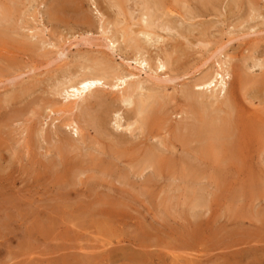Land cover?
Here are the masks:
<instances>
[{
	"label": "rangeland",
	"instance_id": "1",
	"mask_svg": "<svg viewBox=\"0 0 264 264\" xmlns=\"http://www.w3.org/2000/svg\"><path fill=\"white\" fill-rule=\"evenodd\" d=\"M0 13L3 14L0 16V264H95L96 260V264H264V198L260 197L261 193L264 197V188L262 192L253 190L254 195H251L249 188L245 187L241 192L244 198L231 201L229 193L234 188L240 189L241 181L234 184L236 187L218 179L215 184L212 180L207 183L206 178L211 173L218 175L217 164L205 156L196 139L184 145L172 135V138L176 137L174 145L179 148L175 154L170 152L172 156L174 154L175 162L169 154L171 168L165 166L154 170L156 172L142 164L132 163L130 167L125 162L129 156L120 157L118 162L112 159L116 165L106 161H100V164L98 161L110 158L105 154L110 149L103 151L102 148L105 150L107 144L109 146L111 137L124 135L130 142L141 138L138 130L133 136L124 129L125 122L130 120L128 111L131 101L141 95L153 91L156 95L165 94V108L172 114L167 115L170 124L168 121L165 127L173 125L171 129H174L180 120L188 123L186 120L189 118H185L184 113V116L177 113L179 108H188L189 103L185 100L184 103L180 91L190 87L217 61H227L226 65L233 66L236 73L256 78V81L253 80L256 84H243L231 77L227 85L231 80L235 81L237 100L248 111L254 112L261 106L255 98L257 94L253 86L264 81V0H0ZM150 20L154 27L145 29L150 28L152 35L145 37L140 31ZM122 35H127L128 39ZM107 36L118 37L113 50L107 46ZM133 39L139 43L144 41L137 56L144 55L149 66H155L153 60L156 59L153 58L158 53L160 57L169 56L171 63L167 69L155 72L154 66L151 71L145 66L147 71L139 70L140 66L134 61L136 50ZM59 48L64 55L60 58L56 55V59L53 53ZM37 52L48 56L40 57ZM92 59L103 61L115 72L125 71L123 74L128 76L127 83L135 86L137 92L130 97L131 101L121 102L115 89L113 92L107 86L100 87L97 91L101 93V103L90 99L92 104L88 109L81 108L80 113L77 108L72 116L77 117L87 110L88 114H98L103 110L102 103L104 107L112 106L106 126L110 135L100 136L92 126H87L82 138L62 125L69 113L52 114L48 108L42 107L54 101V108H59L64 99L56 94L55 89L68 82L61 72L67 68L68 71H76L75 75L95 72L90 65ZM82 65L86 69H80ZM29 68L34 70L29 71ZM53 85L57 88L54 86L55 89H52ZM203 92L206 98L219 96L218 88ZM262 93L260 100L264 97V90ZM54 117L57 119L53 120ZM118 124L120 127L116 126ZM81 125L84 126V123L81 122ZM160 126L154 124L146 129L166 135V129L162 130ZM58 137H68L75 145L69 152L60 153ZM148 142L162 148L157 138L150 137ZM181 146L183 149H180ZM251 152L255 156L254 151ZM185 154L187 158L182 156ZM183 161H190L193 169L191 165L186 167ZM250 162L247 171L261 179H257L258 182L264 183V161L261 163L255 157ZM102 163L107 167H102ZM184 167L191 173L187 177L199 174L205 176V180H184L187 173ZM206 192L209 195L212 193L211 196H206ZM201 194V200H204L192 199ZM205 197L210 199V209ZM252 197L255 207L250 203ZM102 207L108 208L104 210ZM251 208L256 212L253 209L250 211ZM114 214H117L116 217ZM143 240L148 241L147 245L145 241L142 243ZM184 244L187 245L184 247ZM195 245L200 250L193 248ZM132 248L135 260L130 254ZM144 251H149L150 255ZM104 252H107L106 255ZM135 252H140L141 256Z\"/></svg>",
	"mask_w": 264,
	"mask_h": 264
},
{
	"label": "bare ground",
	"instance_id": "2",
	"mask_svg": "<svg viewBox=\"0 0 264 264\" xmlns=\"http://www.w3.org/2000/svg\"><path fill=\"white\" fill-rule=\"evenodd\" d=\"M120 1V0H118ZM11 2V1H10ZM63 3V2H62ZM76 3V2H75ZM158 3V1H157ZM60 4V2H59ZM67 4V3H66ZM66 4H64L66 6ZM69 4V2H68ZM64 6V7H65ZM68 6V5H67ZM159 6V5H158ZM3 9V8H2ZM6 9V8H5ZM158 9V8H157ZM169 9V8H168ZM173 9V8H172ZM253 10H255L254 8H252ZM7 10V9H6ZM129 10V9H128ZM150 10V9H149ZM166 10V9H164ZM172 12V10H169ZM250 11V10H249ZM2 12V11H1ZM4 12V10H3ZM2 12V13H3ZM162 12V11H161ZM0 13V16L1 14ZM7 13L9 14L10 12L7 11ZM6 13V15H8ZM23 13V12H22ZM168 13V12H167ZM4 14V13H3ZM2 14V15H3ZM11 14V13H10ZM144 14V13H143ZM146 14V13H145ZM190 15V14H189ZM5 16V14H4ZM22 16V15H21ZM148 16V14L146 15ZM152 16V15H151ZM192 16V15H191ZM250 16V15H249ZM256 16H257V13H256ZM4 18V17H3ZM150 18V17H149ZM167 18V17H166ZM193 18V17H192ZM6 19V18H4ZM153 20V19H152ZM1 21V20H0ZM11 21V19H10ZM154 22L157 21V20H153ZM153 21L151 22V20L149 21L150 23H147L146 22V25L144 26L143 25V29L140 31V33L142 35H144L145 37H148L149 35H152V30H150L151 26L154 27V24H153ZM121 22H122V19H121ZM171 22V21H170ZM7 23V21H6ZM168 23V22H167ZM166 23V24H167ZM1 24V22H0ZM18 24V23H17ZM2 25V24H1ZM9 27H10V24L8 23ZM129 26V24H127ZM156 26V25H155ZM8 27V26H7ZM145 27H150L149 30L145 29ZM152 27V29H153ZM202 27V26H201ZM249 27V26H248ZM3 28H5L3 26ZM2 28V29H3ZM109 28V27H108ZM124 28V27H122ZM121 28V29H122ZM129 28V27H128ZM142 28V27H140ZM166 28V27H165ZM164 28V29H165ZM174 28V27H172ZM8 29V28H7ZM11 29V28H10ZM131 28H129L130 30ZM247 29V28H246ZM12 30V29H11ZM106 30V29H105ZM154 30V29H153ZM189 30V28H188ZM249 30V29H248ZM109 31V30H108ZM131 31V30H130ZM133 31V30H132ZM138 31V30H137ZM136 31V32H137ZM110 32V31H109ZM120 32V31H118ZM122 32V30H121ZM127 32V30H126ZM134 32V33H136ZM139 32V31H138ZM137 32V33H138ZM154 32V31H153ZM3 33V32H2ZM116 33V31H115ZM131 33V32H130ZM139 33V34H140ZM103 34H106V33H103ZM110 34V33H109ZM120 34V33H119ZM122 34V33H121ZM137 34V35H139ZM108 35V33H107ZM131 35H133L131 33ZM30 36V35H29ZM83 36V35H82ZM121 36V35H120ZM123 36V35H122ZM127 36V35H126ZM126 36H123V37H126ZM136 37V34L133 35ZM159 36V35H158ZM157 37V36H156ZM12 38V37H11ZM31 38V36H30ZM29 38V39H30ZM132 38V37H131ZM138 38V36H137ZM106 40H108L107 42V46L109 49L113 50L115 47H114V42L116 41V43L119 41L118 40V37H105ZM121 39H124V38H121ZM127 39H128V36H127ZM148 39V38H147ZM160 39V38H159ZM80 40V39H79ZM83 40V38H82ZM134 40V39H133ZM137 40V39H135ZM134 40V42H135ZM141 39L139 38V41ZM24 41V40H23ZM22 41V42H23ZM84 41H87V40H84ZM124 41V40H123ZM126 43H127V40H125ZM129 41V40H128ZM147 41V40H146ZM149 41V39H148ZM88 42V41H87ZM106 42V41H105ZM144 42V41H143ZM142 43H139L138 41L135 42L134 46H135V50H136V56L134 55V61L136 62L137 65H139V70L141 71H147L145 70L146 67H149L150 71L152 70V67L154 65H150L149 66V61H147V58L141 56V55H138L137 56V53L140 52V50L142 49L141 47L143 45H140V44H143ZM45 43V42H43ZM131 44V43H130ZM146 44V43H145ZM148 44V43H147ZM32 45V44H31ZM55 45V44H53ZM57 45V44H56ZM34 46V45H33ZM127 46V45H126ZM146 46V45H145ZM37 47V46H36ZM54 47V46H53ZM128 47V46H127ZM149 47V46H147ZM58 48V46H57ZM129 48V47H128ZM60 49V48H59ZM134 49V48H132ZM40 50V49H38ZM61 50V49H60ZM60 50H55L53 54H55V58H56V55L59 56H62L64 55V51H60ZM32 51V50H31ZM7 52V51H6ZM9 52V51H8ZM34 52V51H33ZM45 52V51H44ZM142 52V51H141ZM5 53V52H4ZM12 53V52H11ZM124 53V52H123ZM215 53V51H214ZM14 54V53H13ZM37 54L40 56H45V53H38ZM36 54V55H37ZM43 54V55H42ZM80 54V53H79ZM89 54V53H88ZM143 54V53H142ZM145 54V53H144ZM216 54V53H215ZM12 55V54H11ZM86 55V54H85ZM214 55V54H212ZM40 56V57H41ZM48 56V55H46ZM45 56V57H46ZM50 56V55H49ZM146 56V55H145ZM162 57H160L159 53L157 54V56H155L153 59H156V60H153L156 62L155 66L153 67L155 72H157V70H162L164 71L163 69H167L168 65H170L171 61H170V58L169 56L167 55H161ZM222 56V55H221ZM220 56V57H221ZM25 57V56H24ZM31 57V56H30ZM87 57H90L89 55H87ZM97 57L94 56V58ZM104 57V56H103ZM148 57V56H147ZM219 57V58H220ZM23 58V57H22ZM60 58V57H59ZM80 58V57H78ZM101 58V57H99ZM151 57H149L148 59H150ZM226 58V57H224ZM231 58V57H229ZM58 59V58H56ZM89 59V58H88ZM98 59V58H97ZM217 59V58H216ZM78 60V59H77ZM103 60V59H102ZM152 60V59H150ZM221 60V59H220ZM228 60V58H227ZM24 61V60H23ZM26 61V59H25ZM85 61V60H84ZM89 61H91L89 59ZM112 61V60H111ZM110 61V62H111ZM207 61V60H206ZM258 61V59H257ZM263 61V60H262ZM76 62V61H75ZM80 62H82L80 60ZM215 62V61H214ZM227 62V61H226ZM226 62L225 61H217L216 62V65L211 68L209 71H206L204 72L202 75H200L198 78H196V80L190 85V87L188 88H184L182 89V91H180L181 95H182V98H183V101H187L188 103V108H179V111L177 113L179 114H182L183 113L186 115L185 118H189V120H186L188 121V123L186 122H182L181 120L179 121V123L176 125V127L174 129H171V127H169L168 125H166L167 127H165V124L168 123L169 121V124H170V117H168L167 115H172V114H169L168 113V109L165 108L166 106V99H165V94L162 95V94H154L153 91L152 93L149 92L148 94H146L145 96L144 95H141L137 98H135L133 101H131L130 97L134 96V93L137 92L135 91V86H133L132 84H128L127 83V80H128V76L124 75L123 73H119V72H115L113 71L112 69L108 68V66L101 60H95L93 61L92 59V62H91V66H92V69L94 68L95 72H90V73H81L78 74V75H75V72L76 71H68L67 69L63 72H61V74L68 80V82L57 88V86L53 85V87L55 86L57 88V90L54 88L52 89H55V92L56 94L60 95V96H63V99L64 101L60 102V107L55 109L54 108V101H49L47 104H44L43 105V109H46L48 108L49 112H51L52 114L53 113H59V114H70L69 117H66L65 120H63L62 125L67 127L68 129H71L74 133V135H80L82 138L85 137L82 133L84 130H86V127L87 126H92L94 128V131L99 134L100 136L102 135H110L109 132L107 131V122L109 123V115L111 113V111L113 110L112 109V106H105V104H100L102 105L101 109H103L100 113H96L95 115H92L91 114H88L89 111L87 110L84 114L82 115H78L77 117L75 116H72L74 113L73 111H77V108L80 109L79 111H81L82 109L81 108H89V105L91 103L90 99L101 103V100H102V96H101V93L99 91H97L100 87L103 88V86H107L108 88H110L111 90H113L114 92V89L116 91V93L118 94L119 93V101L123 102V101H126L127 99H130L131 101V109L128 111V122L126 123L125 122V130L129 131L130 134H134L135 130H138L139 134L141 135V138H144L143 140H141V138L139 137V141L137 142H130L128 141L129 139L124 137V135H118V137L116 136H113L110 138V144L108 146L109 148H107L106 144L103 142V144H105V150L102 148L103 151H106V149H110L108 153H105L106 155H109L110 158L109 159H102L100 158V160H98L99 162L100 161H106L108 162L109 164H114L116 165V162H112V159L113 160H117L118 162V159L120 157L123 158V156H129L128 159L125 161L127 163V165H130L132 163H136L138 164V166H140V164L144 165L146 168H151L153 170V172H156L154 170H161V168H165V166H172L170 165L172 161L171 160V157L172 156L171 154L172 153H177L178 151V147H176L174 145V141H175V136L178 137V139L184 143V145L187 143V142H191L193 140H197L201 145V149H203L202 151H205V156H208V158L212 161V162H215L217 164V174L218 175H213L211 173V175L206 178L207 180V183H209L211 180L214 181L213 184H215V181L218 179L220 181H222L223 183H225L226 185H234L236 182H240L241 181V187L240 189L238 188H234L232 190V192L229 193V199L231 201H238L240 197L244 198L242 195V190L246 187V188H249L250 190V194L254 195V192L255 191H261L263 190L264 188V183L262 182H258V178H255V176L247 171V169H250L249 167H247V164L248 162L251 163L250 161H252L255 157L256 159L262 163V161H264V102H262V100L264 99L261 98L262 100H260L259 98V95H262V89L260 88H264V81L262 82V84H259V85H254L253 87H255L253 90L254 92L257 94L255 96V98L259 101V104L261 106L257 107L255 109L254 112H250L247 110V108H244V106L242 105V102L241 101H238L237 100V96L235 95L236 93V89H235V81H233L234 79L239 81V82H242L243 84L244 83H249V82H252L254 84H256V82H254L253 80L255 79L256 81V78L252 77L250 74L249 75H244V74H240V73H236V71L234 70L233 66L229 67L228 65H226ZM229 62V61H228ZM27 63V61H26ZM64 64V63H63ZM62 64V66H63ZM67 64V63H66ZM84 64V62H83ZM86 64V62H85ZM204 64V63H203ZM214 64V63H213ZM258 64V63H257ZM44 65V64H43ZM47 65V63H46ZM65 65V64H64ZM259 65V64H258ZM66 66V65H65ZM64 66V67H65ZM69 66V65H67ZM78 67V65H76ZM260 66V65H259ZM263 66V65H262ZM43 67V66H42ZM63 67V68H64ZM80 67V66H79ZM143 67V68H141ZM62 68V69H63ZM66 68V67H65ZM64 68V69H65ZM81 68H84L86 69L83 65ZM247 68V67H246ZM264 68V67H263ZM30 69V68H29ZM63 69V70H64ZM76 70L78 68H75ZM33 71L34 69H30L29 71ZM153 70V71H154ZM61 71V70H60ZM86 72V71H85ZM161 72V71H160ZM149 73V72H148ZM162 73V72H161ZM242 73V72H241ZM42 74V73H41ZM152 74V73H151ZM155 74V73H154ZM160 75V73H158ZM168 74V73H167ZM131 77L133 76V74H130ZM129 75V76H130ZM162 75V74H161ZM39 76V75H38ZM152 77V75H150ZM163 76V75H162ZM130 77V78H131ZM149 77V76H148ZM232 77L233 80H231L229 82V86L227 85L228 84V81L229 79ZM153 78V77H152ZM166 78V77H164ZM163 78V79H164ZM15 79V78H14ZM62 79V78H61ZM60 79V80H61ZM110 79V80H108ZM59 80V81H60ZM170 80V79H168ZM173 80V79H172ZM194 80V78H193ZM167 81V79H166ZM192 81V80H191ZM157 82V81H156ZM164 82V81H162ZM190 82V81H189ZM138 83V82H137ZM142 84V83H141ZM190 84V83H189ZM187 85V84H186ZM182 86V85H181ZM188 86V85H187ZM227 86L229 88H227ZM241 86V85H240ZM139 87V86H138ZM137 87V88H138ZM218 88V95L221 97L219 98V96H216L214 99L213 98H209L207 96L204 97L206 95V93H204L203 91H209V90H215L216 88ZM182 88V87H181ZM252 88V87H251ZM51 89V90H52ZM141 90V89H140ZM139 90V91H140ZM147 90V89H146ZM150 90V89H149ZM151 91V90H150ZM157 92V91H156ZM159 92V91H158ZM213 92V91H212ZM216 92V91H215ZM54 93V91H53ZM160 93V92H159ZM164 93V92H163ZM55 94V95H56ZM136 94V93H135ZM217 94V93H215ZM214 95V94H213ZM211 96V95H210ZM214 97V96H213ZM59 101V100H58ZM93 101V103H94ZM128 101V100H127ZM184 101V103H185ZM217 101V102H215ZM95 102V103H96ZM129 102V101H128ZM59 104V102H58ZM92 104V103H91ZM95 105V104H94ZM252 105V104H250ZM255 105V104H254ZM99 106V105H98ZM186 106V105H185ZM91 107V106H90ZM118 107V106H117ZM255 107V106H253ZM114 108V107H113ZM252 108V107H251ZM47 110V109H46ZM100 110V109H99ZM31 111V110H30ZM42 111V110H41ZM84 111V110H83ZM171 111V110H170ZM176 111V110H174ZM94 112V111H93ZM43 114V112H41ZM77 113V112H76ZM82 113V111L80 112ZM119 113V112H118ZM173 113V110L172 112ZM30 114V113H29ZM41 114V115H42ZM65 114V115H66ZM176 114V113H175ZM173 114V115H175ZM178 114V115H179ZM50 115V114H49ZM64 115V116H65ZM118 115V114H117ZM125 116V115H124ZM50 117V116H48ZM52 119V118H50ZM57 118L54 117L53 120H55ZM180 119V118H179ZM62 120V119H61ZM60 120V121H61ZM81 122L84 123V126L81 125ZM120 122V121H118ZM154 124H157V125H161L160 128L162 130L166 129L167 131V134L168 136L166 137V135H162L161 136V133H153L151 131H147L146 128L148 127H151L152 125ZM117 127H120V125H116ZM153 130V129H152ZM42 131V130H41ZM165 131V132H166ZM176 133V134H175ZM85 134V133H84ZM138 134V135H139ZM43 135V134H42ZM58 135V133H57ZM131 135V136H132ZM172 135H175L174 137L175 138H172ZM91 136V135H90ZM103 136V138H104ZM112 136V135H111ZM134 136V135H133ZM151 138H157L159 143H160V146L162 145V148L155 145V144H152V143H149L148 140ZM100 138V137H99ZM45 139V138H44ZM59 141L60 143L63 145L60 144L59 148H60V153L64 152L65 150L67 152L70 151V148L73 147L75 144L73 143L72 139L68 138V137H64V138H59ZM128 139V140H127ZM190 139V140H188ZM193 139V140H192ZM84 140V139H83ZM95 140V139H94ZM107 140V139H106ZM46 141V140H45ZM96 141V140H95ZM99 141V140H98ZM105 141V140H103ZM97 143V142H96ZM188 143V144H189ZM181 145V144H180ZM102 146V145H101ZM104 147V146H103ZM189 147V145H188ZM190 148V147H189ZM180 149H183V147L181 146ZM200 149V148H199ZM252 149V150H251ZM101 150V151H102ZM55 151H58V150H55ZM200 151V150H199ZM251 151H254L255 153V156L254 154L251 152ZM58 152V153H59ZM170 152H172L170 154ZM185 152V151H184ZM66 153V152H64ZM103 153V152H102ZM186 153V152H185ZM196 153V152H195ZM170 154V156H168ZM174 154L172 156L173 158V161H174ZM194 155V153H193ZM203 154H201V157H202ZM182 156H186L185 155H182ZM192 156V155H191ZM64 157V156H62ZM189 157V156H188ZM59 158V157H58ZM126 158V157H125ZM170 158V159H169ZM187 158V157H185ZM197 158V157H196ZM205 158L203 157V160ZM207 159V158H206ZM135 160V162H133ZM93 161V160H92ZM121 161V160H120ZM182 161V159L180 160V162ZM192 161V160H190ZM190 161H183L184 164L186 165V167L189 168V166L191 165L190 168H192V164L189 163ZM105 162V163H106ZM175 162V161H174ZM173 162V163H174ZM98 164V162H97ZM101 164V162H100ZM99 164V166H100ZM103 165L105 166V168L107 167V164L105 165L104 163H102V167ZM175 165V164H174ZM208 165V164H206ZM99 166H97L98 170L99 169ZM109 166V165H108ZM164 166V167H163ZM83 167V166H82ZM114 167V166H113ZM112 166H110V168H113ZM116 167V166H115ZM176 167V166H175ZM108 168V169H110ZM143 168V167H142ZM168 168V167H167ZM171 168V167H170ZM180 168V166H179ZM213 168V167H212ZM215 168V167H214ZM193 169V168H192ZM200 169V167H199ZM205 169V168H204ZM104 170V168H103ZM113 170V169H112ZM214 170V169H213ZM70 171V170H69ZM68 171V173L71 175V173ZM78 171V170H77ZM102 171V169H101ZM108 171V170H107ZM184 171L186 172L187 169H185L184 167ZM192 171V170H191ZM72 172V171H71ZM142 172V171H141ZM184 172V173H185ZM234 172V173H233ZM159 173V172H158ZM188 173V171H187ZM186 173V174H187ZM78 174V173H77ZM139 174V173H138ZM184 174V180H196L199 182L200 179H204L205 180V176H198L195 172L196 175H194L193 177L189 176L187 177L188 175H190V170H189V173L186 175ZM69 175V176H70ZM141 175V174H140ZM156 175V174H155ZM193 175V174H192ZM201 175V174H200ZM235 175V176H234ZM68 177V175H66ZM218 176V177H217ZM72 178V176L70 177ZM180 178V177H179ZM183 179V177H182ZM258 179V180H257ZM263 179V178H262ZM217 180V181H218ZM261 180V179H260ZM259 180V181H260ZM70 181V179H69ZM122 181V180H121ZM201 181V180H200ZM243 181L245 183H243ZM197 183V182H195ZM211 183V182H210ZM192 184V183H191ZM222 184V183H221ZM187 185V184H186ZM220 184H218V187H219ZM224 185V184H222ZM221 185V186H222ZM235 186V185H234ZM236 187V186H235ZM197 188V187H196ZM208 188V187H207ZM233 188V187H232ZM221 189V188H220ZM222 190V189H221ZM255 190V191H253ZM200 191V190H199ZM246 194L249 195V191L246 190ZM262 192V191H261ZM260 192V193H261ZM196 193V192H195ZM194 193V195H195ZM211 193V192H210ZM214 193V192H213ZM197 194V193H196ZM200 194V193H199ZM212 194V193H211ZM211 194L209 195V193L206 192V196H211ZM205 195V194H204ZM260 195V194H259ZM201 196V197H200ZM196 195V197L192 198L191 196H188V198H192V199H200L202 198L203 194L201 195ZM262 196V199L264 198L263 197V193H261L260 197ZM204 198V197H203ZM249 198V196H248ZM253 198L252 197V200L250 201V203L253 201ZM257 198V201H258V197L256 196ZM106 199V198H105ZM206 199V197H205ZM209 199V198H208ZM207 200V202L210 200ZM94 200V199H93ZM100 200V199H99ZM107 200V199H106ZM185 200V199H184ZM189 200V199H188ZM204 200V199H202ZM201 200V201H202ZM248 200V199H247ZM250 200V199H249ZM98 201V200H97ZM199 201V200H197ZM196 201V203H198ZM241 201V199L239 200ZM244 201V200H242ZM256 202V199L254 200ZM96 202V201H95ZM99 202V201H98ZM104 202V200L102 201ZM127 202V201H126ZM125 202V203H126ZM182 202V201H181ZM184 202V201H183ZM205 202V201H204ZM259 202H260V199H259ZM262 202V201H261ZM94 203V202H93ZM97 203V202H96ZM122 203V202H121ZM201 203V202H200ZM210 203V201H209ZM229 203V201H228ZM253 203V202H252ZM92 204V203H91ZM90 204V205H91ZM104 205H106L105 203H103ZM191 204V203H189ZM188 204V205H189ZM205 204V203H204ZM259 204V203H258ZM98 205V203H97ZM111 205V204H110ZM120 205V204H118ZM125 205V204H124ZM202 205V204H201ZM210 206H208L207 208L210 209L211 208V203L208 204ZM251 205V204H250ZM255 205V203H253V206ZM261 205V204H260ZM92 206V205H91ZM191 206V205H189ZM194 206H198L196 204H194ZM100 207V206H99ZM98 207V208H99ZM122 207V206H121ZM192 207V206H191ZM204 207V205L202 206ZM210 207V208H209ZM231 207V206H230ZM252 207V206H251ZM255 207V206H254ZM253 207V208H254ZM104 208V207H102ZM108 207L104 208V210L106 209L107 210ZM126 208V207H125ZM193 208V207H192ZM239 208V207H238ZM250 211H252V209ZM93 209H96V208H93ZM114 209V208H113ZM122 209V208H121ZM120 209V211H121ZM263 209V208H262ZM84 210V209H83ZM116 210V209H115ZM118 210V209H117ZM175 212H176V209H174ZM206 210V209H205ZM92 211V210H91ZM100 211V210H99ZM119 211V210H118ZM173 211V210H172ZM193 211V210H192ZM253 211H255L253 209ZM102 212H103V209H102ZM105 212V211H104ZM114 212V211H113ZM190 212V210H189ZM256 212V211H255ZM255 212H253L254 214H256ZM118 213V212H117ZM258 213V212H257ZM92 214V213H91ZM109 214V213H107ZM112 214V213H111ZM126 214V213H125ZM190 214V213H189ZM199 214V213H198ZM197 214V215H198ZM259 214V213H258ZM261 214V213H260ZM115 217L117 214H114ZM252 215V214H251ZM257 215V214H256ZM194 216V215H193ZM239 216V215H238ZM254 216V215H252ZM259 216V215H258ZM192 217V216H191ZM236 217V216H235ZM257 217V216H255ZM260 217V216H259ZM123 218V217H122ZM264 218V217H262ZM261 218V219H262ZM237 219V218H236ZM256 220V218H254ZM239 221V220H237ZM263 221V220H262ZM257 222H260V221H257ZM243 223V222H242ZM239 224V223H238ZM251 224V222L249 223ZM248 224V225H249ZM244 225V224H243ZM246 225V224H245ZM241 226V225H240ZM243 227V226H242ZM140 228V227H139ZM141 230V229H140ZM134 232V231H133ZM141 235V234H140ZM255 236V235H253ZM140 237V236H139ZM142 237V236H141ZM153 237V236H152ZM149 238V235L148 237ZM142 239V238H141ZM156 239V238H155ZM243 238H241L242 240ZM262 239V238H261ZM120 240V239H119ZM127 240V239H126ZM132 240V239H131ZM137 239H135L136 241ZM238 240V239H237ZM125 241V240H124ZM130 241V240H129ZM145 240H143L142 243H144ZM123 242V241H122ZM131 242V241H130ZM139 242V241H138ZM146 242V241H145ZM148 242V241H147ZM147 242H146V245H147ZM189 242V243H192L190 241H186V243ZM230 242V241H229ZM140 243V242H139ZM154 243V241H153ZM153 243H148V244H153ZM157 243V242H155ZM185 243V241H184ZM227 243V242H226ZM256 243V242H255ZM230 243H228L229 245ZM237 244V242H236ZM104 245V244H103ZM145 245V244H144ZM156 245V244H154ZM187 245V244H186ZM184 244V247L186 246ZM253 245V244H252ZM257 245V244H256ZM255 245V246H256ZM143 246V245H142ZM194 246V245H193ZM225 246V244H224ZM223 246V247H224ZM235 246V245H234ZM234 246H232L234 248ZM243 246V245H242ZM259 246V245H258ZM263 245H261L260 247H262ZM90 247V246H89ZM105 247V246H104ZM199 248V246H197ZM85 248V247H84ZM116 248V247H115ZM137 250H138V247H136ZM142 248V247H141ZM153 248V247H152ZM151 248V249H152ZM192 248V247H190ZM193 248H196V245L195 247ZM196 248V250L198 249ZM229 248V247H228ZM227 248V250H228ZM236 248V247H235ZM255 248V247H254ZM69 249V248H68ZM81 249V248H80ZM113 249V248H112ZM112 249H109L112 251ZM119 249V248H118ZM122 249V248H121ZM127 249V248H126ZM143 249V248H142ZM146 249H150V248H146ZM260 249V248H259ZM262 249V248H261ZM88 250V249H87ZM95 250V249H94ZM97 250V249H96ZM136 250V249H135ZM145 250V249H144ZM159 250V249H158ZM185 250V248H184ZM190 250V249H189ZM195 250V249H194ZM200 250V248H199ZM104 251V250H103ZM118 251V250H117ZM115 251V253L117 252ZM131 251H133V248L132 250L130 249V254H131ZM141 251V250H140ZM143 251V250H142ZM157 251V250H156ZM155 251V252H156ZM169 251V250H168ZM232 251H235V250H232ZM90 252H94V251H90ZM88 251V253H90ZM108 252V250H107ZM106 252V253H107ZM121 252V251H120ZM144 252H147V251H144ZM152 252V251H151ZM154 252V250H153ZM166 252V251H165ZM171 252V251H170ZM185 253V251H183ZM190 252V251H189ZM243 252V251H242ZM261 252V251H260ZM101 253V252H100ZM99 253V254H100ZM105 253V252H104ZM105 253V255H106ZM114 254V252H111ZM137 253V252H135ZM143 253V252H142ZM149 251L145 254H148ZM200 253V252H199ZM204 253V252H203ZM202 253V254H203ZM229 253V251L227 252ZM262 253V252H261ZM69 254V253H68ZM72 254V253H71ZM96 254V253H95ZM94 254V256H96ZM110 254V253H109ZM123 254V253H122ZM127 254V253H126ZM171 254V253H170ZM183 254V253H182ZM188 254V253H187ZM201 254V255H202ZM206 254V253H205ZM75 255V254H74ZM81 255V254H80ZM115 255V254H114ZM119 256V254H117ZM137 255H140V252L137 253ZM144 255V254H143ZM150 255V254H148ZM186 255V254H185ZM184 255V256H185ZM195 255V254H194ZM197 255V254H196ZM221 255V254H219ZM83 257V255H81ZM87 256V255H85ZM104 256V255H102ZM117 256V257H118ZM134 256V253L131 254V257ZM141 256V255H140ZM144 256H147V255H144ZM152 256V255H151ZM154 256V254H153ZM165 256V255H164ZM168 256V255H167ZM199 256V255H198ZM215 256V255H214ZM227 256V254H226ZM232 256V255H231ZM69 257V256H68ZM108 257V256H107ZM106 257V258H107ZM123 257V256H122ZM136 257V255L134 256ZM143 257V256H142ZM197 257V256H196ZM218 257V256H217ZM228 257V256H227ZM59 258V256H58ZM86 258V257H85ZM92 259L93 256L91 257ZM105 258V259H106ZM124 258V257H123ZM127 258V256H126ZM138 258V256H137ZM141 258V257H140ZM152 258V257H150ZM203 258V257H202ZM233 258V257H232ZM261 258V257H260ZM84 259V258H82ZM96 259V258H95ZM101 259V257H100ZM111 259V258H110ZM133 259V257H132ZM136 258H134L133 260H135ZM149 259V258H148ZM146 259V260H148ZM158 259V258H157ZM168 259V258H167ZM198 259V258H197ZM201 259V258H200ZM216 259V258H215ZM218 259V258H217ZM231 259V258H230ZM262 261H263V258H261ZM90 260V259H88ZM108 260V259H106ZM115 260H116V257H115ZM127 260V259H125ZM152 260V259H151ZM149 259V261H151ZM159 260V259H158ZM91 261V260H90ZM94 261V260H92ZM120 261V260H119ZM142 261V260H141ZM166 261V260H165ZM169 261V260H168ZM179 261V260H178ZM209 260H207L208 262ZM82 262V261H81ZM98 262V260H96V262H94L95 264ZM134 262V261H133ZM157 262V261H156ZM196 262V261H195ZM194 262V263H195ZM211 262V261H210ZM227 262V261H226ZM249 262V261H248ZM122 263V262H121ZM145 263H147L145 261ZM150 263V262H149ZM154 263V262H153ZM158 263V262H157ZM261 263V261H260ZM91 264V263H90ZM93 264V263H92ZM130 264V263H129ZM151 264V263H150ZM156 264V263H155ZM168 264V263H167ZM185 264V263H184ZM192 264V263H191ZM196 264V263H195Z\"/></svg>",
	"mask_w": 264,
	"mask_h": 264
}]
</instances>
